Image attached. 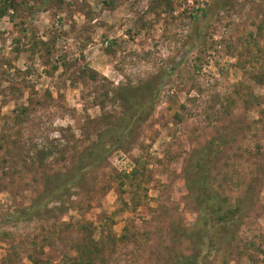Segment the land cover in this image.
Segmentation results:
<instances>
[{
	"label": "rangeland",
	"instance_id": "obj_1",
	"mask_svg": "<svg viewBox=\"0 0 264 264\" xmlns=\"http://www.w3.org/2000/svg\"><path fill=\"white\" fill-rule=\"evenodd\" d=\"M14 1L0 17V264H74L78 249L168 264L187 251L168 248L198 219L186 170L210 142L211 186L245 209L207 264H264V0ZM157 83L123 134L126 99ZM105 149L80 187L29 214L47 182Z\"/></svg>",
	"mask_w": 264,
	"mask_h": 264
},
{
	"label": "trees",
	"instance_id": "obj_2",
	"mask_svg": "<svg viewBox=\"0 0 264 264\" xmlns=\"http://www.w3.org/2000/svg\"><path fill=\"white\" fill-rule=\"evenodd\" d=\"M11 10L17 12V1H0V17L7 15ZM155 87L157 89H147V95L142 100L126 99V102L129 103L128 123L122 131L123 134L128 133V130L146 109L149 111L154 109L159 96L160 83H157ZM216 144L218 143L210 142L202 147L196 153L193 165L186 170V185L190 200L198 212V219L192 228L181 227L173 235V246L168 249L173 250V247H177L176 245L183 246L185 243L187 251L181 249L178 253L176 252L168 264H207L208 253L218 244L229 240V237L242 222L244 204L232 205L227 198L221 196L211 186L212 164L217 153ZM110 155V149H105L102 153H94V151L82 153L75 163L72 173H68L62 181L57 180L54 184L47 182L44 185L43 191L38 194L30 206L29 214L41 211L53 200L59 201L70 188L80 187L84 175L99 167ZM78 252L74 264H92L86 261L85 253L81 249H78ZM34 264L40 263L34 260Z\"/></svg>",
	"mask_w": 264,
	"mask_h": 264
}]
</instances>
